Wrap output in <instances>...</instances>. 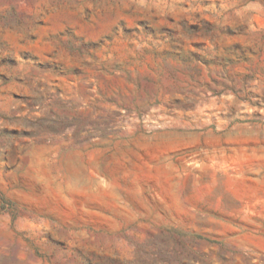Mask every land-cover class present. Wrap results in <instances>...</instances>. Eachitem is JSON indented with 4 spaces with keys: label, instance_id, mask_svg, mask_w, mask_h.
I'll use <instances>...</instances> for the list:
<instances>
[{
    "label": "rangeland",
    "instance_id": "1",
    "mask_svg": "<svg viewBox=\"0 0 264 264\" xmlns=\"http://www.w3.org/2000/svg\"><path fill=\"white\" fill-rule=\"evenodd\" d=\"M0 264H264V0H0Z\"/></svg>",
    "mask_w": 264,
    "mask_h": 264
}]
</instances>
